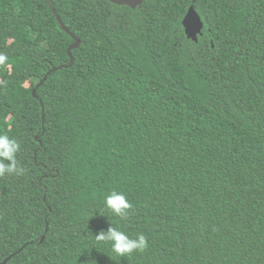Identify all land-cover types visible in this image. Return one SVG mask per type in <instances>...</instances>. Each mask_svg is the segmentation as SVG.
<instances>
[{"label":"trees","instance_id":"trees-1","mask_svg":"<svg viewBox=\"0 0 264 264\" xmlns=\"http://www.w3.org/2000/svg\"><path fill=\"white\" fill-rule=\"evenodd\" d=\"M0 56V262L264 264V0H0ZM110 220L149 247L94 243Z\"/></svg>","mask_w":264,"mask_h":264},{"label":"clouds","instance_id":"clouds-1","mask_svg":"<svg viewBox=\"0 0 264 264\" xmlns=\"http://www.w3.org/2000/svg\"><path fill=\"white\" fill-rule=\"evenodd\" d=\"M4 57L0 56V61ZM21 150L20 143L7 134H0V177L14 176L23 173V168L18 162L17 154ZM103 207L110 211L114 217L127 218L132 208L131 202L122 191L108 190L102 197ZM103 214V213H102ZM107 230H102L93 235L94 243L108 246L117 257H125L133 253H144L149 247L148 237L143 232L134 235L114 226L115 221Z\"/></svg>","mask_w":264,"mask_h":264},{"label":"water","instance_id":"water-1","mask_svg":"<svg viewBox=\"0 0 264 264\" xmlns=\"http://www.w3.org/2000/svg\"><path fill=\"white\" fill-rule=\"evenodd\" d=\"M109 2H112L114 4L117 5H126L129 6L131 8H136L137 6L141 5L143 0H108ZM50 2V0H49ZM50 6L52 7L51 3ZM53 12H55L53 10ZM57 19L59 21V23L61 24L62 28L72 36L73 38V43L70 44V46L67 48V53L69 55L70 58V63L69 65L72 64L73 61V57L71 54V50L76 48L79 44H80V40L74 35L72 34L65 26L64 24L61 22L60 18L57 16ZM182 26L184 28V32L187 36V38L193 40V41H197V37L198 35H201V30L203 27V23L200 19V16L198 14V12L194 9V7L192 5H190L184 15V17L182 18ZM57 68H51L46 75L42 78V80L38 83V85L36 86V88L42 84V82L46 79V76L51 72V71H55ZM36 88L33 90V95L35 96V91ZM44 238V236L41 237L42 241ZM22 248H20L18 251H20ZM13 253L8 255L3 261L0 262V264H6V262L13 257Z\"/></svg>","mask_w":264,"mask_h":264}]
</instances>
